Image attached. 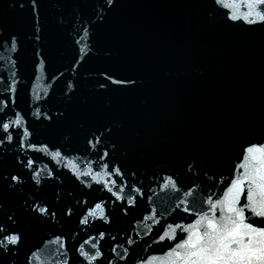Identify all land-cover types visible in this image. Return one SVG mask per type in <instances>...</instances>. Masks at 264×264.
Returning <instances> with one entry per match:
<instances>
[{"label":"water","instance_id":"1","mask_svg":"<svg viewBox=\"0 0 264 264\" xmlns=\"http://www.w3.org/2000/svg\"><path fill=\"white\" fill-rule=\"evenodd\" d=\"M38 4L40 42L29 39L35 31L29 0H0V43L12 34L19 43L18 53L0 48L4 78L0 95H7L13 72L19 81L16 107L7 116L15 119L14 111H19L33 133V143L61 146L70 156L84 152L91 131L111 127L105 146L113 160L138 173L137 182L143 181L146 190L145 199L127 217L114 214L111 232L119 233L118 239L130 235L139 242L133 245L136 252L153 255L160 264L167 259V246L147 248L157 230L148 231L151 221L136 224L146 208L167 216L166 209L176 203L170 191L160 190L157 177L173 173L181 183L190 184L205 180L204 171L227 174L240 145L264 135V26L229 25L214 15L211 0H115L110 10L105 0H38ZM85 27L90 38L77 46ZM79 47L91 51L73 70ZM37 50L47 56L40 71ZM9 58L17 61L15 66ZM105 71L130 77L136 84L101 90L98 81ZM61 72L63 76L54 82L52 77ZM68 81L76 86L74 92L67 91ZM59 112L63 116L55 115ZM44 113L52 115V121L43 119ZM16 132L13 129V144L0 161L5 173L19 171L16 156L22 150ZM192 161L199 165L198 177L187 171L186 164ZM63 164L42 154L37 161L40 169L45 165L59 169L62 184L45 183L37 190L25 170L22 188L0 189V203L16 212L29 235L15 264H25L24 253L41 236L76 228L75 216L55 226L36 225L23 210L25 199L35 195L51 201L57 189H63L64 202L70 199L69 190L88 193L90 200L101 195L78 187ZM45 175L42 171L41 177ZM200 186L207 192L204 184ZM149 187L154 192H148ZM95 233V228L90 230ZM80 235L87 238L84 232Z\"/></svg>","mask_w":264,"mask_h":264},{"label":"snow or ice","instance_id":"2","mask_svg":"<svg viewBox=\"0 0 264 264\" xmlns=\"http://www.w3.org/2000/svg\"><path fill=\"white\" fill-rule=\"evenodd\" d=\"M29 2L35 18L34 35L29 39L40 42L38 0ZM114 3L115 0H105L109 10ZM211 5L214 15L222 17L229 25L264 26V0H211ZM104 6L100 5L101 8ZM19 7L23 9L24 3ZM85 37L90 38L86 27L75 44L81 45ZM0 48L18 53V37L12 34L4 38ZM90 51V47L87 51L85 47H79L73 70L80 66ZM35 56L38 58L36 70L40 71L45 67L47 56L39 50L35 51ZM9 60L13 66L16 65L15 59ZM11 75L5 89L7 95H0V161L3 160V152L13 144V129L17 130L18 148L22 151L16 156L19 171H0V189L5 186L10 190L22 188L26 182L25 170L37 190L42 189L45 183L60 181L62 184L59 169L48 165L43 169L37 167L42 154L50 162L63 161V167L71 173L78 187L101 193L95 200H90L88 193L76 195L69 190L67 196L70 199L64 202L63 189H57L51 201L35 195L25 199L23 210L38 226H55L76 217V228L71 232H49L41 236L38 243L28 247L24 253L25 264H156L157 257L135 251L133 245L139 242L130 235L118 239L119 233L114 235L111 232L114 214L127 217L145 199L146 191L143 181L137 182L138 173L113 160L105 146L112 128L106 126L102 130L91 131L86 138L84 152L75 156H70L61 146L33 143V133L26 126L27 121L22 114L14 111L15 119L7 116V112L13 111L17 104L16 85L19 81L15 72ZM100 75L98 87L101 90L110 86L125 89L136 84L134 79L117 76L110 71ZM60 76H63L62 72L53 76V81ZM3 82L4 78L0 77V83ZM75 87L72 81L66 84L69 93L74 92ZM34 115L36 119L41 118L39 112ZM55 115L59 117L63 113ZM43 119L52 121L53 116L44 113ZM111 148L114 151L115 145L111 144ZM81 162L84 167H81ZM186 168L193 176L200 175L197 171L199 165L194 161L188 162ZM42 171L46 172L43 177ZM203 175L205 180L200 183L193 180L190 184L181 183L173 173L157 177L160 190L170 191L173 194L170 198H174L176 203L166 209L167 216L152 207L146 208V214L137 219V225L151 221L149 232L157 230L147 248L153 244L167 246L164 254L167 259L160 264H264V135L240 145L227 174L204 171ZM201 184L207 187V192ZM147 191L154 192L151 187ZM198 192L202 193L199 197L196 196ZM147 200L151 202L152 196H147ZM20 224L16 212L5 209L0 203V264H15L22 248L28 244L29 235ZM97 224L101 227H96ZM135 227L133 225V230ZM93 228L96 229L95 235L90 234ZM81 232L87 238L81 236Z\"/></svg>","mask_w":264,"mask_h":264}]
</instances>
